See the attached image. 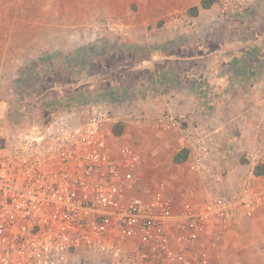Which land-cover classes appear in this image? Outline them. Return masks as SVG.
<instances>
[{"label": "built area", "instance_id": "built-area-1", "mask_svg": "<svg viewBox=\"0 0 264 264\" xmlns=\"http://www.w3.org/2000/svg\"><path fill=\"white\" fill-rule=\"evenodd\" d=\"M238 1L225 0L222 13ZM128 118L138 126L144 115ZM111 122L106 106L88 103L10 131L0 79V264H64L77 252L122 264H209V240H219L238 211L249 219L264 208V175L253 170L237 192L174 210L165 182L141 189V152L114 138ZM156 122L181 134L188 170L204 172L209 136L182 113L160 111Z\"/></svg>", "mask_w": 264, "mask_h": 264}, {"label": "rangeland", "instance_id": "rangeland-1", "mask_svg": "<svg viewBox=\"0 0 264 264\" xmlns=\"http://www.w3.org/2000/svg\"><path fill=\"white\" fill-rule=\"evenodd\" d=\"M26 1L29 2L24 9L26 18L30 17L29 14L33 15L34 11L41 12L40 14H44L46 24L40 32L42 39L34 41L0 39L1 96L8 120V130L40 127L51 121L60 111L74 106L88 103L106 106L112 114V122L108 128L113 137L117 138L113 134L114 126L121 123L123 127L119 136L120 142H130L141 148L142 186L149 187L162 179L182 185L186 180L185 174L189 171L188 163L185 165V173L182 172L181 166L171 163L175 148L161 153L169 164L166 177H163V171L152 176L147 173L146 168L152 163L155 153L146 150L138 139L133 138L132 129L129 130L127 127L137 125L125 119L128 115H123L125 111L133 110L132 107H136L137 103L131 100L129 104L115 105L111 98L126 95L128 99H132L135 95L145 94L146 88L141 84L145 72L136 66L140 60L150 57L151 50L160 49L161 44L156 46L153 41L160 37L164 38L166 34L183 38L196 31L220 32L222 35L236 33L239 28L248 29L250 33L264 31V0H239L223 13L225 0H217L219 9L215 16L227 18L235 15L239 17V24L237 27L226 24L216 28L207 26V30H204L205 26H200L195 19L197 14L193 16L190 12L195 0H69L73 7L68 8L51 7V1L54 3L56 0ZM152 4L158 10V17L149 19L155 21L153 23L143 24V19L147 21L150 17L149 5ZM22 10L18 12L21 13ZM1 11L5 14L0 18L4 22H9L13 9L2 8ZM131 22L141 25L132 26ZM66 32L71 38L65 39ZM57 33L64 38H53ZM131 37H137L134 44H117V39ZM250 42L252 47L259 46L253 44V39ZM117 49L122 53L126 51L118 54ZM176 54L180 53L176 51ZM257 57L250 56L248 61ZM108 98L112 101L109 102ZM142 106L144 108V105ZM158 113H155L152 122V129L156 135H160L162 131L156 122ZM143 115L141 125L137 127L144 125L146 111ZM209 154L214 155L213 148L209 149ZM238 188L239 184L232 181L228 185L224 183L212 187L210 192L206 193H233L237 192ZM258 219L257 215L248 219L242 211H238L230 223L231 231L230 229L226 231L217 241L210 239L208 246L204 247L208 251L209 264L211 255H215L213 258L215 262L212 264H244L247 260L245 257L247 250L243 245V237H248L247 231L252 229L249 227L252 226L256 230ZM236 227L240 228V232L238 230L232 232ZM230 243L234 246L227 245ZM254 253L256 255V251ZM254 261L256 262V258ZM64 264L122 263L77 252L67 255Z\"/></svg>", "mask_w": 264, "mask_h": 264}, {"label": "crops", "instance_id": "crops-1", "mask_svg": "<svg viewBox=\"0 0 264 264\" xmlns=\"http://www.w3.org/2000/svg\"><path fill=\"white\" fill-rule=\"evenodd\" d=\"M200 1L195 0L193 7ZM28 3L26 0H0V17L5 14L1 11L2 8L13 9L9 22L0 18L1 40L42 39L40 32L46 24L44 14L32 10L34 14H29L30 17L26 18L24 9ZM50 5L55 8L73 7L69 0H56L54 3L51 1ZM155 8V5H149L150 17L147 21L143 19V24L155 22L149 20L158 17V10ZM20 9H23L21 13L18 12ZM218 9L219 4L215 3L207 10H198L195 19L200 26H205L204 30H207V26L216 28L223 24L237 27L239 17L230 15L227 18H217L215 14ZM131 25L141 24L131 22ZM198 32L183 38L172 34H166L164 38L157 37V43L153 42L156 46L161 44L160 49L151 50L150 57L140 60L136 66L145 72L144 81L141 82L146 88L145 94L135 95L134 99H128L126 95L114 97L122 104H129L132 100L137 103H134L136 107H132L133 110L147 113L142 127L131 125L127 128L132 129L133 138L138 139L146 150L155 153L152 163L146 168L151 176L162 171L163 177L168 175V160L161 155L162 152L175 148L170 160L175 164L173 157L185 150L180 133L169 130L160 131L161 134L156 135L152 129L155 113L167 110L185 114L190 125L196 126L209 136V148L214 149V155L209 154L205 158L204 172L188 171L182 185L162 179L172 197L174 210L182 201L202 199L206 192H210L217 185H228L232 181L240 184L243 175L253 171L258 164L264 169V31L250 33L248 29L239 28L236 33L223 35L220 32ZM67 34L66 32L65 39L71 38ZM53 38L64 37L57 33ZM136 39L137 37L117 39V44L131 45ZM252 39L253 44L259 45L258 47L251 46ZM176 51L180 54H176ZM117 52L123 54L119 49ZM250 56L258 57L251 58L249 62ZM111 99L108 98V101H112ZM133 110L125 111L123 115L129 116ZM128 116L124 118L129 121ZM139 150L141 152V148ZM187 162L188 156L184 162L175 165L181 166L185 173ZM141 169L142 163L139 177L143 181ZM260 175H264V172ZM147 187L148 185H143L141 189L145 190ZM256 215L259 216L256 230L249 225L252 229L247 231L248 237H243V245L247 250L244 264H264V208ZM229 227L230 225L227 231ZM236 230L240 232L237 227L232 232ZM213 258L215 255H211L210 264L215 262Z\"/></svg>", "mask_w": 264, "mask_h": 264}, {"label": "trees", "instance_id": "trees-1", "mask_svg": "<svg viewBox=\"0 0 264 264\" xmlns=\"http://www.w3.org/2000/svg\"><path fill=\"white\" fill-rule=\"evenodd\" d=\"M215 3H217V0H201L197 6L190 8V12L194 16L197 14L198 10H207ZM122 127L123 125L121 123H117V125L114 126V130H113L114 136L116 137L120 136L122 132ZM187 156H188V151L186 149L182 150L173 157V162L175 164H180L186 160ZM263 172H264L263 167L260 164L256 165V167L254 168V173L256 175H260Z\"/></svg>", "mask_w": 264, "mask_h": 264}]
</instances>
